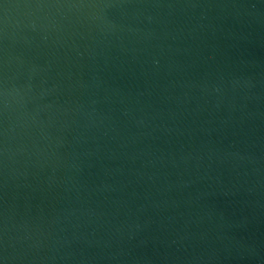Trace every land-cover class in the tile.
Returning a JSON list of instances; mask_svg holds the SVG:
<instances>
[{
  "label": "water",
  "instance_id": "95a60500",
  "mask_svg": "<svg viewBox=\"0 0 264 264\" xmlns=\"http://www.w3.org/2000/svg\"><path fill=\"white\" fill-rule=\"evenodd\" d=\"M0 264H264V0H0Z\"/></svg>",
  "mask_w": 264,
  "mask_h": 264
}]
</instances>
